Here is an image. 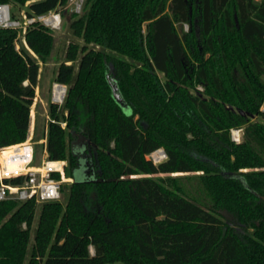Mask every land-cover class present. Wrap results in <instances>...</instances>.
<instances>
[{
  "label": "trees",
  "instance_id": "obj_1",
  "mask_svg": "<svg viewBox=\"0 0 264 264\" xmlns=\"http://www.w3.org/2000/svg\"><path fill=\"white\" fill-rule=\"evenodd\" d=\"M68 1L0 4L34 17ZM70 31L82 45L56 73L68 93L47 133L67 202L43 204L31 248L36 202H0V264L29 249L27 264H264V123L247 118L264 120V0H86ZM19 34L0 29V147L27 139L55 43L40 22L17 49Z\"/></svg>",
  "mask_w": 264,
  "mask_h": 264
},
{
  "label": "built area",
  "instance_id": "obj_2",
  "mask_svg": "<svg viewBox=\"0 0 264 264\" xmlns=\"http://www.w3.org/2000/svg\"><path fill=\"white\" fill-rule=\"evenodd\" d=\"M74 3V13H81L86 0H69ZM40 22L50 30H58L62 25V15L57 11H51L38 17L27 16L21 24L12 18L9 5L0 4V29H23L22 35L27 33L31 25ZM20 37V35H19ZM28 83L26 82L25 85ZM52 104L62 107L65 103L68 86L54 82L52 85ZM66 128V124H61ZM48 133V131H47ZM232 141L240 142V132L231 131ZM42 152H38L36 145L26 141L0 147V202L15 200L21 203L34 201L36 204L60 202L63 196V187L73 182L67 176V161H54L50 159L48 142H41ZM148 159L159 164L167 159L163 149L148 156Z\"/></svg>",
  "mask_w": 264,
  "mask_h": 264
},
{
  "label": "rangeland",
  "instance_id": "obj_3",
  "mask_svg": "<svg viewBox=\"0 0 264 264\" xmlns=\"http://www.w3.org/2000/svg\"><path fill=\"white\" fill-rule=\"evenodd\" d=\"M85 3L86 1L82 6L81 13L78 14L79 16L84 13ZM9 6L11 8L12 18L23 24L25 22V18L28 16V6L26 7H19L15 5H9ZM74 9H75L74 3L68 1V3H66L63 7H59L57 10H55L58 13H61L62 15V25L60 29L52 31L54 34L55 43L49 63L45 66L42 65L40 66L41 67L40 80H39L38 88L36 89V96L34 98L33 105L31 106L30 125L27 136V139H30V141L36 145V149L40 153L42 152L43 149V147L41 146V142L44 139H47L48 136L47 131L50 122L49 110L52 101L51 90H52V85L55 82L56 73L58 71L59 66L65 60V56L69 44L74 41L82 45L81 41H78L73 38L70 31L71 17L73 16V14H75ZM34 17H38V16H34ZM184 28L186 32L192 35L190 32V27L188 25H186ZM18 31L20 32L19 34L20 41L17 44V49H20V47L26 46V42L24 40V34L22 35L23 29L19 28ZM198 38H199L198 47L200 52L202 53L203 48L200 45V35H198ZM194 42H195L194 39L191 38V45ZM68 65H72V63H68ZM75 66L77 67V62L75 63ZM197 91L203 92L204 88L202 86H198ZM197 91L193 90L192 92L195 94ZM260 111L264 112V107H262ZM247 118L250 120L251 123L253 122L264 123V120L258 116H249ZM61 124H65V122H62ZM235 130H238L240 132V142L237 143L240 144L243 141L244 130L243 129H235ZM70 184H72V182H70L68 185L70 186ZM67 197H68V189L64 191L62 200L60 202L65 204L67 202ZM42 206L43 204L36 205L34 222L31 228V243L29 248H31L33 244ZM23 227L26 228V225H24ZM90 250L91 253L94 254V248L90 247ZM29 257H30V249L27 254L26 264L28 263ZM113 264H123V263H113Z\"/></svg>",
  "mask_w": 264,
  "mask_h": 264
},
{
  "label": "water",
  "instance_id": "obj_4",
  "mask_svg": "<svg viewBox=\"0 0 264 264\" xmlns=\"http://www.w3.org/2000/svg\"><path fill=\"white\" fill-rule=\"evenodd\" d=\"M110 84H111L113 94H114V98L116 99V101L122 106L123 109L129 111L126 103L124 102V100L121 96V93L119 91V88H118L116 82H114L113 80H110ZM82 145H83V143L79 142V143L75 144L74 148L80 149L82 147Z\"/></svg>",
  "mask_w": 264,
  "mask_h": 264
},
{
  "label": "crops",
  "instance_id": "obj_5",
  "mask_svg": "<svg viewBox=\"0 0 264 264\" xmlns=\"http://www.w3.org/2000/svg\"><path fill=\"white\" fill-rule=\"evenodd\" d=\"M38 88V87H37Z\"/></svg>",
  "mask_w": 264,
  "mask_h": 264
}]
</instances>
